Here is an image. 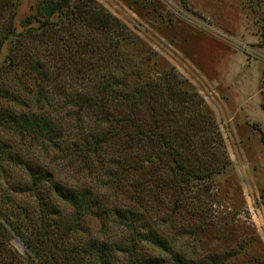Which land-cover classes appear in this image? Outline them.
Masks as SVG:
<instances>
[{
    "label": "trees",
    "instance_id": "1",
    "mask_svg": "<svg viewBox=\"0 0 264 264\" xmlns=\"http://www.w3.org/2000/svg\"><path fill=\"white\" fill-rule=\"evenodd\" d=\"M9 4L10 0H3L1 7ZM32 21L37 24L30 25ZM23 22L25 33L16 34L9 19L0 21V44L10 35L29 39L20 52L19 43L14 45L11 59L0 69H19L20 78L43 80L44 90L35 83V101L41 98L45 104L51 93L57 106L28 117L7 111L0 113V120L19 135L36 133L52 148L71 149L79 156L75 160L84 163L89 153L97 156L109 140L116 141L134 173L135 195L134 205L105 208L86 186L66 184L40 163L0 147V154L25 169V188L34 194L30 206L10 214L5 209L10 199H0V216L26 247L27 264H197L174 249L157 224L181 220L183 214L193 216L195 208L187 203L195 202V188L203 186L206 191L212 176L228 163L202 97L182 86L175 72L143 76L140 65L126 62L118 46L133 36L94 0H40ZM81 27L90 32L83 40ZM64 105L73 108L59 111ZM84 116H94L93 123L84 125ZM69 117L75 119V126L68 123ZM70 130L74 137L67 139ZM57 198L72 208L71 217L57 208ZM86 213L99 218L100 237L81 229ZM106 220L119 232L117 236L105 234ZM75 230L86 236H76ZM5 257L0 255V264L7 263ZM204 258L209 263L216 260Z\"/></svg>",
    "mask_w": 264,
    "mask_h": 264
},
{
    "label": "rangeland",
    "instance_id": "2",
    "mask_svg": "<svg viewBox=\"0 0 264 264\" xmlns=\"http://www.w3.org/2000/svg\"><path fill=\"white\" fill-rule=\"evenodd\" d=\"M38 1L10 0L4 8L0 0V21L9 19L13 33H25L23 18L34 12ZM94 1L123 22L133 36L118 46L126 62L140 65L143 76L175 72L183 80L182 86L202 97L228 158L225 169L212 176L206 191L203 186L195 188V202L187 203L195 208L193 216L183 214L176 223L159 222L157 227L174 249L197 264H264V0ZM78 30L81 40L90 33L86 27ZM28 42L26 35L2 38L0 66L11 59L14 45L19 43L20 52ZM35 83L44 90L43 80L20 78L19 69H0V113L24 112L28 117L45 107H56L50 91L45 104L41 98L35 101ZM86 118L84 125L93 123L94 116ZM67 119L75 126L74 118ZM0 121L3 149L16 150L21 159L40 163L53 178L66 184L86 186L105 208L135 204L134 173L126 166L124 148L116 146V141L109 140L97 156L89 153L84 163L75 160L79 156L71 149L52 148L36 133L19 135ZM68 133L67 139L74 137L73 131ZM59 145L63 147L61 142ZM25 173L21 164L0 154V199H10L6 200L8 214L32 203L34 194L25 188ZM57 201L61 213L71 217L72 208ZM17 219L22 225L20 212ZM0 220L6 228H0L1 257L6 254V264H27L26 247L4 218L0 216ZM82 220V230L101 236L99 218L86 213ZM105 226L107 236L118 235L112 223L106 220ZM82 230H75L76 236L84 238ZM206 255L216 260L209 263Z\"/></svg>",
    "mask_w": 264,
    "mask_h": 264
}]
</instances>
